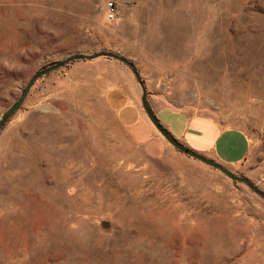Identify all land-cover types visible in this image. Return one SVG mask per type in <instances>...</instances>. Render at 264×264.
I'll use <instances>...</instances> for the list:
<instances>
[{
    "label": "rangeland",
    "instance_id": "rangeland-1",
    "mask_svg": "<svg viewBox=\"0 0 264 264\" xmlns=\"http://www.w3.org/2000/svg\"><path fill=\"white\" fill-rule=\"evenodd\" d=\"M99 52L151 109L242 130L232 173L264 193V0H0V118L36 72ZM126 75L141 97L112 57L54 70L0 130V264H264V196L141 141L105 96Z\"/></svg>",
    "mask_w": 264,
    "mask_h": 264
},
{
    "label": "crops",
    "instance_id": "crops-1",
    "mask_svg": "<svg viewBox=\"0 0 264 264\" xmlns=\"http://www.w3.org/2000/svg\"><path fill=\"white\" fill-rule=\"evenodd\" d=\"M106 100L118 120L132 129L141 141L150 138L165 139L150 123L140 107V95L130 76H124L120 84H112L106 92ZM169 132L191 150L221 164L229 171L240 168L250 152V140L238 128H222L211 117H189L179 110L152 109ZM163 137V138H162Z\"/></svg>",
    "mask_w": 264,
    "mask_h": 264
},
{
    "label": "water",
    "instance_id": "water-1",
    "mask_svg": "<svg viewBox=\"0 0 264 264\" xmlns=\"http://www.w3.org/2000/svg\"><path fill=\"white\" fill-rule=\"evenodd\" d=\"M101 56L115 58V59L127 64L131 68H133L135 75H136V78L142 86L141 104H142L143 110H144L145 114L147 115L148 119L150 120V122L158 130V132L165 138V140L167 142H169L174 148H176L181 153L186 154L187 156H189L195 160H198V161L214 168L215 170H218L219 172L226 175L228 178H230L231 180H233L235 182L244 183L245 185H247L249 188H251L256 193L264 196V193L260 189H258L256 186H254V184L250 180H248L247 178L235 175L234 173L229 171L227 168H225L221 164H219V163L215 162L214 160H211V159L191 150L190 148H188L184 144H182L179 140H177L174 136H172L170 134V132L167 130V128L164 127L162 122L159 120V118L156 116V114L151 109V107L148 103L146 90L143 86V83L140 79V76L138 75L137 71L135 70L133 63L130 62L129 60L117 55V54H114V53L99 52V53H94V54H79V53L73 54V55L66 57L65 59L55 61L52 64H50L47 68L41 69L38 72H36L27 82V84H26L25 88L23 89L20 97L1 116V118H0V129L20 109V107L22 106V104H23L24 100L26 99L28 93L30 92L31 88L33 87V85L35 84V82L39 78L47 75L48 73H50L54 70L62 68L63 66L69 64L70 62H73L76 60H91V59H95V58H98Z\"/></svg>",
    "mask_w": 264,
    "mask_h": 264
},
{
    "label": "built area",
    "instance_id": "built-area-1",
    "mask_svg": "<svg viewBox=\"0 0 264 264\" xmlns=\"http://www.w3.org/2000/svg\"><path fill=\"white\" fill-rule=\"evenodd\" d=\"M106 12L108 20L112 21L116 18L117 15V6L115 2H109L106 6Z\"/></svg>",
    "mask_w": 264,
    "mask_h": 264
},
{
    "label": "trees",
    "instance_id": "trees-1",
    "mask_svg": "<svg viewBox=\"0 0 264 264\" xmlns=\"http://www.w3.org/2000/svg\"><path fill=\"white\" fill-rule=\"evenodd\" d=\"M76 61H77V60H76ZM73 62H75V61H73ZM73 62H70V63L67 64V65H70V64L73 63ZM67 65H65V66H67ZM63 67H64V66H63ZM6 123H7V122H6ZM6 123H5V124H6ZM5 124H4V125H5ZM162 124H163V123H162ZM4 125H3V126H4ZM163 125H164V124H163ZM164 127H165V126H164ZM165 128H166V127H165ZM1 129H2V128H1ZM1 129H0V130H1ZM167 130H168V129H167ZM168 131H169V130H168ZM170 134H171V133H170ZM171 135H172V134H171ZM172 136H173V135H172Z\"/></svg>",
    "mask_w": 264,
    "mask_h": 264
}]
</instances>
